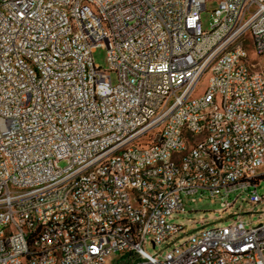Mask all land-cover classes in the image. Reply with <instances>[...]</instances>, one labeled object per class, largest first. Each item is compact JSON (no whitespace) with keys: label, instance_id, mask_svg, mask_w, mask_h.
<instances>
[{"label":"built area","instance_id":"obj_1","mask_svg":"<svg viewBox=\"0 0 264 264\" xmlns=\"http://www.w3.org/2000/svg\"><path fill=\"white\" fill-rule=\"evenodd\" d=\"M208 1L0 0V264H264V221L172 222L264 200V0Z\"/></svg>","mask_w":264,"mask_h":264},{"label":"rangeland","instance_id":"obj_2","mask_svg":"<svg viewBox=\"0 0 264 264\" xmlns=\"http://www.w3.org/2000/svg\"><path fill=\"white\" fill-rule=\"evenodd\" d=\"M216 7V2L209 0L206 3V9L200 15L201 27L207 31L212 23L213 10ZM94 65L100 67L102 70H107L106 52L104 49L98 48L92 54ZM110 80L113 84L116 82L114 73H109ZM208 77H203L195 90L194 97L204 89ZM58 166L60 168L66 167V162L61 161ZM259 196L264 197V181H262L260 188L257 190ZM237 194H231L229 202H233ZM184 213L173 217L172 222L184 226L183 234L190 235L193 230L200 228L201 223H208L210 226L223 227L234 223V220H240L246 228L254 227L264 221V200L261 203L250 205L246 201V197L240 196L236 199L233 207L226 212H221L218 200H212L209 197H203L200 202L198 198H194V202L190 198L184 200ZM181 234L180 236H183ZM148 254H164L168 248L162 246L161 248L152 249L150 246L145 247ZM118 258H112L108 264H122L119 263Z\"/></svg>","mask_w":264,"mask_h":264},{"label":"trees","instance_id":"obj_3","mask_svg":"<svg viewBox=\"0 0 264 264\" xmlns=\"http://www.w3.org/2000/svg\"><path fill=\"white\" fill-rule=\"evenodd\" d=\"M119 263L122 264H133V257L131 255H123L119 259Z\"/></svg>","mask_w":264,"mask_h":264}]
</instances>
